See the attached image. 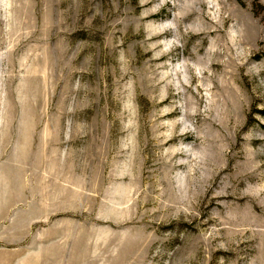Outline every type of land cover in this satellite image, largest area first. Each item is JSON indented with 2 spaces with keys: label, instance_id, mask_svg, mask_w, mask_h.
Wrapping results in <instances>:
<instances>
[{
  "label": "rangeland",
  "instance_id": "374dc122",
  "mask_svg": "<svg viewBox=\"0 0 264 264\" xmlns=\"http://www.w3.org/2000/svg\"><path fill=\"white\" fill-rule=\"evenodd\" d=\"M0 179L65 264H264V0H0Z\"/></svg>",
  "mask_w": 264,
  "mask_h": 264
},
{
  "label": "crops",
  "instance_id": "0c3cea01",
  "mask_svg": "<svg viewBox=\"0 0 264 264\" xmlns=\"http://www.w3.org/2000/svg\"><path fill=\"white\" fill-rule=\"evenodd\" d=\"M0 184V264H65L63 261H73L75 256L78 262V248L67 244L66 238H61L56 243L54 237L39 235L38 228L35 227L37 217L29 213L31 208L21 207L18 195L9 184L6 186L5 180L2 183L0 179ZM19 195L21 200L23 193L20 191ZM30 202L31 200L26 203L30 206ZM49 202L52 204V199ZM48 204L46 203L47 206ZM52 207L50 205V211L39 217L47 218ZM48 244L51 246L48 247ZM82 254L80 259L85 257L84 252Z\"/></svg>",
  "mask_w": 264,
  "mask_h": 264
}]
</instances>
